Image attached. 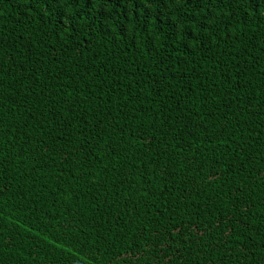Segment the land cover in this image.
<instances>
[{
	"label": "trees",
	"instance_id": "16d2710c",
	"mask_svg": "<svg viewBox=\"0 0 264 264\" xmlns=\"http://www.w3.org/2000/svg\"><path fill=\"white\" fill-rule=\"evenodd\" d=\"M0 264H264V0H0Z\"/></svg>",
	"mask_w": 264,
	"mask_h": 264
}]
</instances>
